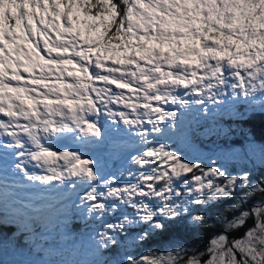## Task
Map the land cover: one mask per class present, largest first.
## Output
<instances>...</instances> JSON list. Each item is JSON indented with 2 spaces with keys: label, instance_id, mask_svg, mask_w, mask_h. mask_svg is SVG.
I'll return each instance as SVG.
<instances>
[{
  "label": "snow or ice",
  "instance_id": "6c2138e0",
  "mask_svg": "<svg viewBox=\"0 0 264 264\" xmlns=\"http://www.w3.org/2000/svg\"><path fill=\"white\" fill-rule=\"evenodd\" d=\"M235 104L264 113V0H0V210L27 229L75 197L98 254L231 200L204 248L83 264H264V179L175 146ZM109 145L119 176L86 151Z\"/></svg>",
  "mask_w": 264,
  "mask_h": 264
},
{
  "label": "rangeland",
  "instance_id": "374dc122",
  "mask_svg": "<svg viewBox=\"0 0 264 264\" xmlns=\"http://www.w3.org/2000/svg\"><path fill=\"white\" fill-rule=\"evenodd\" d=\"M77 27L81 33L84 31V27L81 24L77 25ZM19 31L20 30L17 29V34H19ZM240 105L241 109L235 111ZM252 111V109L244 104L228 105L214 110V114L208 119L200 120L192 124L191 128L188 130V139L186 143L177 142L175 146L193 155H201L206 158L217 160L218 164L225 165L233 174L241 170H247L254 174L259 168H264V145L253 142L246 131L238 129L237 126H232V119L241 116V113L245 114ZM218 112H220V120H218V118L213 120V117ZM253 112H259L258 108ZM227 120H229L228 124L226 123ZM191 138L202 141L204 146H200ZM124 139H126V137H118L117 142L122 143ZM232 141H237L238 144H233ZM205 144L209 145L207 146ZM109 147L110 145L107 146V148ZM90 148L86 151L96 156V158L101 157L103 154L107 158H114L116 161V168L104 170L106 173H112L117 176L127 167L129 160L127 152L132 151V149H127L113 154L111 148ZM203 148L207 149V151L202 150ZM20 179L22 183H27L22 177ZM25 191L30 190L26 189ZM74 200L75 197L67 202L68 206L74 207L73 209H75L73 204ZM75 202L78 203V200ZM202 211V209L195 208L193 209V214H201ZM1 212L5 214L3 217L0 216V225L2 227L9 226L15 233H21L23 235V244L19 245L14 240L5 241L4 239H0V264H83V262H90L98 259L114 262L122 259L125 253L129 252L136 254L138 258L139 254H149L138 247L141 241L136 240L135 243L133 242L136 233L124 238L123 234L126 232H122L117 237V239L121 241L118 245L116 254L110 255L103 250L97 254L94 249L93 241L94 239H98V237L89 226H99L102 230V225H100L99 222L91 221L81 212L76 217L69 218V212L66 210L59 218L63 220L74 219L76 223H79L80 227L88 224V234L86 236L71 237L64 240H60L57 238V235H50L48 232L46 236H42L40 231L41 227L48 230V227L44 223L36 227L30 225L29 228L26 229L18 220L12 217L10 212L6 213L0 210V213ZM185 222L194 225L190 223V217L186 218ZM92 223H94V225ZM37 228L40 230H37ZM176 247L177 246L174 245H164L162 247L163 252L157 255L174 251Z\"/></svg>",
  "mask_w": 264,
  "mask_h": 264
},
{
  "label": "trees",
  "instance_id": "16d2710c",
  "mask_svg": "<svg viewBox=\"0 0 264 264\" xmlns=\"http://www.w3.org/2000/svg\"><path fill=\"white\" fill-rule=\"evenodd\" d=\"M95 11V10H93ZM80 24L84 27V31L82 34H88L87 25L93 23L90 20H85L83 14H79ZM98 24L99 21H96ZM94 34V33H93ZM241 105L238 107L237 110H240ZM220 120V112L216 113L213 117L214 119ZM229 123V120L226 121ZM232 126H237L238 129L244 130L249 135L250 139L260 145H264V113L259 112H248L245 115L238 116L232 119ZM193 141L197 142L200 146H204L202 141L196 140L191 138ZM233 144H238L237 141H232ZM222 144V143H220ZM209 145V144H205ZM206 150L207 149H202ZM96 154V153H95ZM100 160L101 164L104 166V169H114L116 168V161L113 157L107 158L104 154L101 157L97 158ZM253 180H260L264 179V168H259L256 173L252 174ZM237 197H239L240 193L237 192ZM233 201L228 200L222 203H219L212 207L211 210H203L202 215H205L209 223L204 227L199 225H191L186 223L185 221L182 223L181 226H177L174 229H171L167 234L164 235H154V237L147 241V242H140L138 247L149 254H158L163 252L162 247L164 245H174L184 247L187 246L189 248L199 247L204 248L207 244L209 237L213 235V233H219L221 231V227L217 220V216L221 213L231 218V212H224L225 208L228 205L232 204ZM74 208V207H73ZM71 206H68L66 210L69 212V218L76 217L80 211L76 208L73 209ZM5 213L1 212L0 216L3 217ZM94 225V223H92ZM252 221H248V225L250 226ZM48 230H45L41 227V230L37 228V230L41 231L42 236H46V233H50V235H57V238L60 240L69 239L71 237H78V236H86L88 234V224L83 227H80L79 223H76L74 219L72 220H63L60 219L53 223V224H46ZM89 228L93 231L94 228L101 230L99 226H92L90 225ZM140 231V229L132 228L129 229L128 232L124 233V238L127 236H131L134 233ZM83 233V234H82ZM244 233V229H240L238 232L228 233L229 238L232 236H242ZM59 236V237H58ZM22 237L21 233H15L9 226L2 227L0 225V239H4L5 241L14 240L19 245H22ZM121 241V240H119ZM203 241V243L201 242ZM118 246H109L108 249H104V252H107L110 255H114L117 253ZM168 253V252H167ZM162 254V255H166Z\"/></svg>",
  "mask_w": 264,
  "mask_h": 264
},
{
  "label": "bare ground",
  "instance_id": "6f19581e",
  "mask_svg": "<svg viewBox=\"0 0 264 264\" xmlns=\"http://www.w3.org/2000/svg\"><path fill=\"white\" fill-rule=\"evenodd\" d=\"M105 147L107 148V146H105ZM110 147H111V146H110ZM93 148H96V147L93 146Z\"/></svg>",
  "mask_w": 264,
  "mask_h": 264
}]
</instances>
